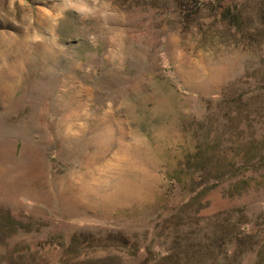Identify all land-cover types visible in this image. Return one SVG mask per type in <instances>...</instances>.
<instances>
[{
  "label": "rangeland",
  "instance_id": "obj_1",
  "mask_svg": "<svg viewBox=\"0 0 264 264\" xmlns=\"http://www.w3.org/2000/svg\"><path fill=\"white\" fill-rule=\"evenodd\" d=\"M0 0V264H264V1Z\"/></svg>",
  "mask_w": 264,
  "mask_h": 264
},
{
  "label": "clouds",
  "instance_id": "obj_2",
  "mask_svg": "<svg viewBox=\"0 0 264 264\" xmlns=\"http://www.w3.org/2000/svg\"><path fill=\"white\" fill-rule=\"evenodd\" d=\"M68 4L78 13L85 16L108 18L114 13L111 11L109 0H68Z\"/></svg>",
  "mask_w": 264,
  "mask_h": 264
},
{
  "label": "trees",
  "instance_id": "obj_3",
  "mask_svg": "<svg viewBox=\"0 0 264 264\" xmlns=\"http://www.w3.org/2000/svg\"><path fill=\"white\" fill-rule=\"evenodd\" d=\"M264 1V0H263Z\"/></svg>",
  "mask_w": 264,
  "mask_h": 264
}]
</instances>
